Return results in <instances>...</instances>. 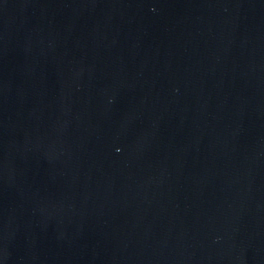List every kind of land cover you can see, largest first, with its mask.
<instances>
[{
	"label": "water",
	"instance_id": "1",
	"mask_svg": "<svg viewBox=\"0 0 264 264\" xmlns=\"http://www.w3.org/2000/svg\"><path fill=\"white\" fill-rule=\"evenodd\" d=\"M0 264H264V0H0Z\"/></svg>",
	"mask_w": 264,
	"mask_h": 264
}]
</instances>
